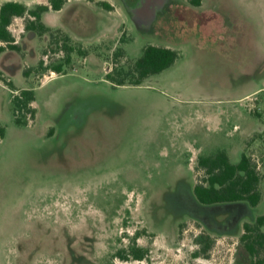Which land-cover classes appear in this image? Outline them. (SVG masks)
I'll return each mask as SVG.
<instances>
[{
    "label": "rangeland",
    "instance_id": "1",
    "mask_svg": "<svg viewBox=\"0 0 264 264\" xmlns=\"http://www.w3.org/2000/svg\"><path fill=\"white\" fill-rule=\"evenodd\" d=\"M27 21H13L19 50L1 58L16 88L34 90L36 116L17 125L18 92L0 82V264L250 263L240 238L264 215V188L241 220L236 203L202 205L194 188L199 155L264 159V0H67L46 27L88 56L25 78L66 55ZM149 45L177 61L140 86L106 80ZM134 245L147 258L122 260Z\"/></svg>",
    "mask_w": 264,
    "mask_h": 264
},
{
    "label": "trees",
    "instance_id": "2",
    "mask_svg": "<svg viewBox=\"0 0 264 264\" xmlns=\"http://www.w3.org/2000/svg\"><path fill=\"white\" fill-rule=\"evenodd\" d=\"M67 0H49L48 5L40 4L30 9L19 2H6L0 8V55L6 50H19L16 40L10 31V27L16 18H27L26 30L32 31L39 36L51 33L52 42L58 46L59 51L65 52L63 61L45 68L40 61L37 68L25 69V78L34 72L48 71L55 74H65L72 63L71 54L77 52L81 57H87L88 51L75 48L71 38L61 36V40L50 28L42 22V16L49 12L63 10ZM194 7H200L202 0H190ZM107 10L112 6L103 2L101 4ZM54 38V39H53ZM62 43V44H61ZM178 59V53L168 47L149 45L143 49L142 55L136 60L130 70L121 68L106 74V80L116 86H140L143 82L154 75L161 74L172 67ZM0 82L8 86L12 91L18 92L12 100V111L15 123L20 126L28 125L36 116V109L32 106L35 101V92L32 89H18L5 74L0 71ZM5 136V128L0 124V138ZM252 156L243 154L237 164H233L225 151H218L213 155L199 157L198 168L204 171V178L196 183L194 195L197 201L205 206L217 204L236 203L237 214L240 220L244 215H249L251 209L257 207L262 199L260 185L262 181L261 172ZM245 209L243 214L241 210ZM245 250L252 261L248 264H264V215L258 216L254 221L244 224V232L240 238ZM128 254V255H127ZM120 253L122 260L134 259L143 261L148 256V250L134 245L129 253Z\"/></svg>",
    "mask_w": 264,
    "mask_h": 264
},
{
    "label": "crops",
    "instance_id": "3",
    "mask_svg": "<svg viewBox=\"0 0 264 264\" xmlns=\"http://www.w3.org/2000/svg\"><path fill=\"white\" fill-rule=\"evenodd\" d=\"M46 5V4H45ZM48 5V4H47ZM26 6H28L29 7V5H26ZM49 12H54V11H49ZM49 12H47V13H49ZM47 13H45L43 16H42V22L44 23V25L46 26V24H45V21H44V17H45V15L47 14ZM17 19H23V18H16V19H14V21L15 20H17ZM12 26V25H11ZM11 28V27H10ZM58 30V29H57ZM30 32V34H32V35H37L38 36V34H36V33H34V32H32V31H29ZM44 37H46L47 39H49L48 37V35L47 34H45L44 36H43V38ZM30 38H32V36H30ZM8 50H6L4 53H2L1 55H0V71H2L4 74H5V72L3 71V69L2 68H4V66H7L11 61H10V58H6V60H5V62L4 63H1V58L3 57V55L4 54H7L8 52H7ZM5 59V58H4ZM25 70V69H24ZM24 70H23V72H24ZM5 76H7L6 74H5ZM24 76V75H23ZM8 77V76H7ZM9 78V77H8ZM18 89H21V88H18ZM22 90V89H21ZM257 92V91H256ZM34 103H35V101L33 102V104H32V106L34 107ZM35 108V107H34ZM228 154V153H227ZM244 154H246V153H244ZM247 155H249L248 153H247ZM228 156H229V159H230V161L233 163V164H237V163H239V161L241 160V157H242V155H237L236 154V160L235 161H233L231 158H230V155L228 154ZM249 156H251V155H249ZM199 157H201L200 155L199 156H197V158H199ZM253 157H255L254 155H253ZM257 162L259 163V165H258V169H259V171L261 172V175L262 176H264V159H261V158H257ZM264 178V177H263ZM263 178H262V180H263ZM264 188V184H262V181H261V185H260V190L262 191V189ZM262 200H263V198L261 199V202H262ZM260 202V203H261ZM260 203H259V205H260ZM258 205V206H259ZM257 206V207H258ZM261 216V215H260ZM258 217V216H257Z\"/></svg>",
    "mask_w": 264,
    "mask_h": 264
},
{
    "label": "water",
    "instance_id": "4",
    "mask_svg": "<svg viewBox=\"0 0 264 264\" xmlns=\"http://www.w3.org/2000/svg\"><path fill=\"white\" fill-rule=\"evenodd\" d=\"M150 1V0H149ZM152 1H155V2H157L158 0H152ZM141 15L142 14H144L142 11H138ZM144 12H146V11H144Z\"/></svg>",
    "mask_w": 264,
    "mask_h": 264
}]
</instances>
